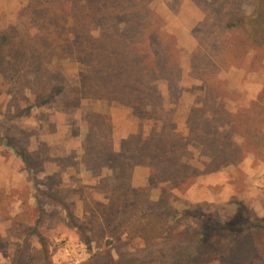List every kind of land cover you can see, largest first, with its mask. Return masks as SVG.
Segmentation results:
<instances>
[{
  "label": "rangeland",
  "instance_id": "374dc122",
  "mask_svg": "<svg viewBox=\"0 0 264 264\" xmlns=\"http://www.w3.org/2000/svg\"><path fill=\"white\" fill-rule=\"evenodd\" d=\"M28 3L0 0V32L22 28ZM258 4V0H142L139 9L117 15L107 4L101 7L99 28L92 34L123 33L124 46L136 39L143 42V66L162 96L157 108L144 99L143 106L133 104L138 71L124 77L116 73L123 92L117 98L112 91L105 92L110 82L101 79L105 68H95L89 55L67 58L54 67L53 81L66 88L61 98L15 119L10 118L11 86L0 78V264H217L233 245L232 229L220 225L241 220L237 229L243 240L256 231L264 234L263 147L253 152L252 145L240 162L218 165L210 163L211 152L196 142L188 147L192 158L185 155L181 164L169 147L160 146L152 151L158 174L156 184L150 185L149 166L138 165L118 176L116 167L125 163L106 153L109 147L103 139L98 141L107 133L121 156L137 149L149 156L156 123L161 127L167 123L168 129L187 136L194 119L213 133L216 119L224 116L212 119V109L222 103L228 113L241 115L252 108L250 113L262 118L264 42L252 43L242 28ZM108 50L116 53L109 45ZM200 50L212 57L208 65L193 59ZM121 53L133 54L124 49ZM156 65L159 69L152 70ZM164 71L172 72L168 76ZM201 107L211 111L207 120ZM102 116L109 118L111 129L92 133L89 122H100ZM231 137L242 144L237 132ZM10 139L42 161L33 172L26 169ZM213 141L215 150L225 143L218 137ZM211 166L218 171L209 172ZM127 179L145 202L141 204L145 213L131 209L133 219L122 213L120 202L119 191ZM163 203L167 220L156 219L152 222L157 225H150L156 205ZM154 227L155 234L141 236ZM186 233L195 238L207 235L198 252L185 239L178 242Z\"/></svg>",
  "mask_w": 264,
  "mask_h": 264
},
{
  "label": "trees",
  "instance_id": "16d2710c",
  "mask_svg": "<svg viewBox=\"0 0 264 264\" xmlns=\"http://www.w3.org/2000/svg\"><path fill=\"white\" fill-rule=\"evenodd\" d=\"M258 1L261 4L256 7V13L244 20L245 23L242 25V28L249 33L250 41L255 44L264 42V0ZM133 2L135 3L130 5L128 0H29L28 6L22 13L25 18L22 22V28L10 27L7 32H0V78L12 89L11 107L14 110V115L10 118L22 117L29 114L35 107H44L56 101L57 98H61L65 94L66 88L60 83L55 84L53 81L51 75L54 67L59 66L60 62L67 58L77 59L86 55H89L93 61L92 63L97 65L95 68H105L101 79L110 80L107 87L104 88L105 92L112 91L115 94L114 98H117L123 92L120 80L117 78L119 75L116 73H120L121 77H124L132 76L138 71L139 79L135 81L138 95H132L133 104L140 107L141 104L143 106L142 102L144 100H148L157 108V102L161 101L162 96L159 93L158 85L153 83V79L149 77L148 68L143 66L145 58V54L141 52L143 42L140 39H136L130 41V45L124 46L122 43L127 40V37L123 33H116L114 37L109 34H107V37L103 31L98 37L92 34V31H97L99 28L96 27V19L99 17L101 7L104 4H107L111 14L117 15L139 9V4H141L142 0H133ZM137 27L141 28V23ZM102 42H105V47H100ZM108 45L116 53L110 54ZM122 49L133 54L125 55L121 53ZM196 58L198 61L208 65L206 63H210L212 57L210 58L204 51L200 50L193 57L194 60ZM94 59H97V61ZM205 65H202V71H204ZM157 68L159 69V65L154 66L152 70L157 71ZM169 72L172 71H164L163 74H168L169 76ZM207 84H209L208 81ZM21 100L27 102L26 107H21ZM223 106H225L223 103L221 106L215 105L212 113L209 107L206 109H202L203 107L198 108L201 109L199 111H201V115H203L205 120L208 119V112L211 113L212 119L213 116L216 118L220 113H223L224 118L222 120L216 119L218 124L213 133H207L205 124L197 123L194 119H192L193 124L190 120L187 136L168 129L167 123H164L162 127L156 123V129L153 130L152 141H150L153 148L148 153L149 156L139 149L131 155L121 156L120 152L115 149L112 138H108L109 135L107 133L104 136H98V141L103 139L107 143V147H109V151L106 153L113 154L121 163H125L121 168L116 167L118 176L122 172L131 171L132 167L138 165L149 166L151 169L150 185L156 184L158 168L153 155H155V151L160 146L169 147L175 155L177 154L176 157L180 164L183 163L182 160L185 155L188 156L189 154L187 159L192 158L191 154L188 153V147L193 142L213 154L208 156L211 159L210 163H218V165L228 162L238 163L250 146L253 145V149L251 148L253 152L258 151L261 147L264 148V116L255 118L253 113H250L252 108L251 110L244 109V111L239 109L238 111L242 112L240 113L241 115L237 112L228 113ZM158 114L160 115L157 119L161 120V111H158ZM222 115L220 116L223 117ZM89 125L91 132H94V134L100 128L111 129L109 118L105 116L100 118V122L91 120ZM160 127L161 129H159ZM235 132L242 136V144L235 143L231 137L232 133L235 134ZM214 137L223 139L225 141L224 146L215 150L216 144L215 146L213 144L210 145ZM11 141L13 142V139H10V144ZM12 146L18 148L16 152L29 172H33L38 163H42V161L34 159L35 154L24 148L17 147V143ZM84 148L88 150L90 147L85 144ZM86 153L89 154V151ZM101 160L102 158H99L94 162L98 163ZM182 166L186 168L185 164ZM208 171L216 172L218 168L211 166ZM127 182V186L119 191L122 198L120 202L125 208L122 213L128 214L129 219H133L134 217L131 216L133 211L131 209L134 211L141 209L140 212L137 211V214L145 213V209L141 208V204L145 202L131 188L129 179H127ZM164 204L156 205L154 217L149 220L151 221L150 225H157V223L152 222L156 219L167 220L165 218L167 211H164ZM129 219L124 224L127 225L130 221ZM240 222L241 220L239 222L231 221L219 226L221 229L224 226L232 229L233 245L229 252L220 255L217 264H264V234H259L256 231L251 234L249 240H243V236L240 235L237 229ZM153 230L148 233L142 231L143 234L141 236L147 238V236L157 232L156 227ZM206 238V234L200 233V236L195 238L193 234L186 233L183 240L178 242H184L185 239V243L193 245V248L198 252V246L202 245Z\"/></svg>",
  "mask_w": 264,
  "mask_h": 264
}]
</instances>
